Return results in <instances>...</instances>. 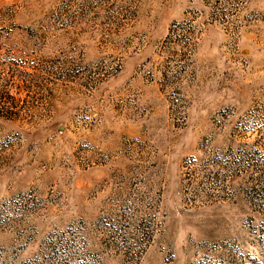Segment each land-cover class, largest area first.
I'll return each mask as SVG.
<instances>
[{
    "label": "rangeland",
    "instance_id": "374dc122",
    "mask_svg": "<svg viewBox=\"0 0 264 264\" xmlns=\"http://www.w3.org/2000/svg\"><path fill=\"white\" fill-rule=\"evenodd\" d=\"M0 264H264V0H0Z\"/></svg>",
    "mask_w": 264,
    "mask_h": 264
}]
</instances>
